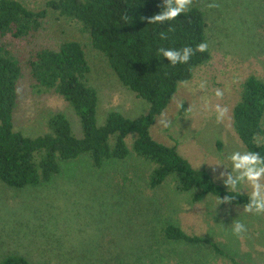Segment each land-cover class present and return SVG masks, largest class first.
Returning a JSON list of instances; mask_svg holds the SVG:
<instances>
[{"label": "rangeland", "instance_id": "1", "mask_svg": "<svg viewBox=\"0 0 264 264\" xmlns=\"http://www.w3.org/2000/svg\"><path fill=\"white\" fill-rule=\"evenodd\" d=\"M42 10L48 0H19ZM197 3L207 22L211 60L180 83L151 134L177 146L195 168L208 170L228 189L264 200V175L234 127V109L245 81L264 79V0H178L181 10ZM79 23L51 13L35 36L7 44L24 66L14 126L25 135L48 131V119L63 112L82 137L80 119L55 91L39 90L26 60L44 48L58 49L70 39L84 44L90 63L86 82L99 95L98 126L110 112L128 118L147 114L150 104L127 89L106 57L91 44ZM135 134L126 142L132 148ZM264 143V136L260 138ZM152 165L131 155L101 168L83 154L63 164L50 181L24 189L0 180V261L9 255L31 264H227L207 246L167 240L168 223L193 235L208 236L249 264H264V217L216 198L190 201L176 189L174 176L150 188Z\"/></svg>", "mask_w": 264, "mask_h": 264}, {"label": "trees", "instance_id": "2", "mask_svg": "<svg viewBox=\"0 0 264 264\" xmlns=\"http://www.w3.org/2000/svg\"><path fill=\"white\" fill-rule=\"evenodd\" d=\"M71 19L90 36L91 44L107 59L120 82L147 100V114L128 118L112 111L104 126H98L99 95L86 82L90 72L84 44L63 41L58 49L44 48L26 60L31 80L39 90L55 91L72 106L82 127V137L73 132L65 113L48 119V131L29 136L14 126L23 65L7 40L25 41L35 36L51 14ZM204 11L194 2L187 10L178 0H48L42 10H33L19 0H0V180L24 189L50 181L63 164L87 154L95 168L111 160L136 156L152 165L150 188L160 187L170 176L176 189L190 193V201L216 198L234 208L254 210L264 217V200L228 189L206 169L195 168L177 146L154 139L151 127L168 107L180 83L190 81L197 67L211 60ZM234 127L248 151L259 158L264 175V79L251 75L244 83L234 109ZM135 134L130 148L126 138ZM167 240L210 247L227 264H249L229 253L208 236L193 235L168 223ZM0 264H31L26 257L9 255Z\"/></svg>", "mask_w": 264, "mask_h": 264}]
</instances>
